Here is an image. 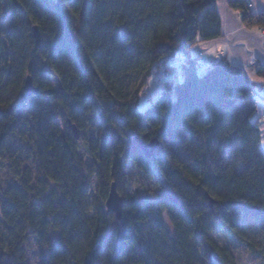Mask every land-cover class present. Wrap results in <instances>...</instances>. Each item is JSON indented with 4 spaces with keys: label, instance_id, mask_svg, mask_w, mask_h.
<instances>
[{
    "label": "trees",
    "instance_id": "trees-1",
    "mask_svg": "<svg viewBox=\"0 0 264 264\" xmlns=\"http://www.w3.org/2000/svg\"><path fill=\"white\" fill-rule=\"evenodd\" d=\"M250 2L229 5L264 28ZM217 3L0 0V264H34L31 241L36 264H238L236 245L264 261V151L248 77H264V63L222 59L200 74L189 60L139 108L162 60L222 34ZM134 137L160 146L147 158ZM129 165L158 189L127 192ZM113 182L121 220L106 207Z\"/></svg>",
    "mask_w": 264,
    "mask_h": 264
},
{
    "label": "crops",
    "instance_id": "crops-1",
    "mask_svg": "<svg viewBox=\"0 0 264 264\" xmlns=\"http://www.w3.org/2000/svg\"><path fill=\"white\" fill-rule=\"evenodd\" d=\"M254 13H264V0H251ZM218 11L222 17V34L212 40L196 43L187 56L178 55L166 58L156 67L154 73L171 69L174 79L182 78L183 69L188 59L204 52V59L210 67L222 59H227L233 66H244L258 59L264 63V28L248 27L240 12L229 5V0H218ZM199 73L202 74L199 70ZM248 77L256 86L258 109L255 119L259 121L264 151V77L256 70H248Z\"/></svg>",
    "mask_w": 264,
    "mask_h": 264
},
{
    "label": "rangeland",
    "instance_id": "rangeland-1",
    "mask_svg": "<svg viewBox=\"0 0 264 264\" xmlns=\"http://www.w3.org/2000/svg\"><path fill=\"white\" fill-rule=\"evenodd\" d=\"M196 57V56H195ZM204 58V56H203ZM205 60V59H204ZM206 62V61H205ZM172 76L169 79H162L160 77L159 70L154 73L148 81V85L146 90L142 93L139 108L144 111L151 103V100L156 99L164 90L165 86L169 84L175 83L176 79H174L173 71L171 69L168 70ZM180 79V77H179ZM54 85L58 88V82L54 80ZM17 147V146H16ZM19 147V146H18ZM80 150L83 154V157L87 161V155L84 152L82 142L80 143ZM25 158V163L27 165L32 166L31 158L29 157V150H26L25 153H21ZM34 169L33 167H31ZM130 171V182L126 189L129 193H134L136 190H139L141 194H143L146 190L153 191L154 189H158L156 184L152 181L144 177L133 165H129ZM4 178H6V174L3 173ZM152 219L154 221L164 224L166 227L171 228V222L168 217V213L165 210H160L157 206L152 205ZM233 250L236 253L238 264H264V261L260 258H256L251 256L245 247L242 245H236ZM43 252L37 246L34 241H31V249H30V257L34 264L38 262Z\"/></svg>",
    "mask_w": 264,
    "mask_h": 264
},
{
    "label": "water",
    "instance_id": "water-1",
    "mask_svg": "<svg viewBox=\"0 0 264 264\" xmlns=\"http://www.w3.org/2000/svg\"><path fill=\"white\" fill-rule=\"evenodd\" d=\"M33 32L37 44L40 45L41 35L37 26L33 27ZM24 89H25V93L28 96L36 95L39 93V88L33 83V79L31 76L27 77L25 81ZM73 131L76 137H78V129L75 125H73ZM132 141L142 150L143 154L147 158H151L154 152L156 151V149H158L160 146V141L157 138L151 140L149 143L146 144H144L139 137H134ZM170 200L177 202V200L172 196L170 197ZM211 204H213V201H211ZM106 207H107V211L114 213L117 219L119 220L122 219L123 211H124V198L119 193L115 182H113L111 185L110 192L106 200Z\"/></svg>",
    "mask_w": 264,
    "mask_h": 264
},
{
    "label": "built area",
    "instance_id": "built-area-1",
    "mask_svg": "<svg viewBox=\"0 0 264 264\" xmlns=\"http://www.w3.org/2000/svg\"><path fill=\"white\" fill-rule=\"evenodd\" d=\"M249 6L253 7V3L250 2ZM203 56H204V52L201 51L196 57H191L190 59H188V60L194 61L196 63V65H197L198 69L201 72H205V71H207L210 68V65H208L205 62ZM171 76H172V74L168 70H164L160 74V77L162 79H169V78H171Z\"/></svg>",
    "mask_w": 264,
    "mask_h": 264
}]
</instances>
